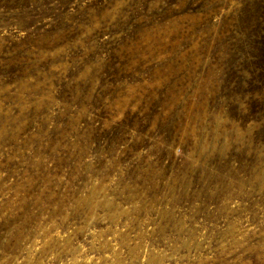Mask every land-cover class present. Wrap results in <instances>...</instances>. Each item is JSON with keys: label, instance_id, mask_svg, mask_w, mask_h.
<instances>
[{"label": "rangeland", "instance_id": "rangeland-1", "mask_svg": "<svg viewBox=\"0 0 264 264\" xmlns=\"http://www.w3.org/2000/svg\"><path fill=\"white\" fill-rule=\"evenodd\" d=\"M0 264H264V0H0Z\"/></svg>", "mask_w": 264, "mask_h": 264}]
</instances>
